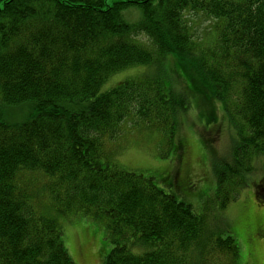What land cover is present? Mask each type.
<instances>
[{
    "label": "trees",
    "instance_id": "16d2710c",
    "mask_svg": "<svg viewBox=\"0 0 264 264\" xmlns=\"http://www.w3.org/2000/svg\"><path fill=\"white\" fill-rule=\"evenodd\" d=\"M130 6L137 23L122 19ZM188 12L218 22L208 43ZM132 66L157 73L101 91ZM186 94L222 104L235 132L213 166L224 210L264 155V0H0V264H74L59 222L73 214L103 225V264H235L220 223L114 157L125 123L160 134L167 156ZM10 107L25 119L7 122Z\"/></svg>",
    "mask_w": 264,
    "mask_h": 264
},
{
    "label": "rangeland",
    "instance_id": "374dc122",
    "mask_svg": "<svg viewBox=\"0 0 264 264\" xmlns=\"http://www.w3.org/2000/svg\"><path fill=\"white\" fill-rule=\"evenodd\" d=\"M121 14L127 23H137L142 17L138 6H130ZM186 19L201 44L213 39L217 21L200 12H188ZM162 69L168 74L173 70L180 74L170 58L164 61ZM156 73L157 67L154 66H132L111 75L101 86V91L124 80L155 76ZM172 82L179 85L184 78L177 75ZM199 90L206 93L200 87ZM186 96L189 108L178 116L174 146L167 156L161 157L160 154V134L145 129L133 131L125 123L124 136L111 143L116 150V163L128 172L151 177L165 193L191 205L195 213L205 212L212 222L220 223L238 242L240 253L235 264H264V155L254 159L253 172L247 175L246 185L240 189L238 198L224 210H219L214 199L217 181L213 166L216 159L229 153L236 139L235 132L222 104L208 105L200 94L199 98L197 95ZM213 110L214 120L206 123ZM25 112L26 109L21 112L10 107L4 111L3 118L9 123H20L25 119ZM59 222L65 249L74 264H103L112 246L105 238L100 222L79 214L61 217Z\"/></svg>",
    "mask_w": 264,
    "mask_h": 264
}]
</instances>
